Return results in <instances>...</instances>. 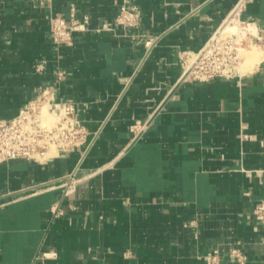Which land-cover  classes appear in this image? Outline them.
Here are the masks:
<instances>
[{
  "label": "crops",
  "instance_id": "obj_1",
  "mask_svg": "<svg viewBox=\"0 0 264 264\" xmlns=\"http://www.w3.org/2000/svg\"><path fill=\"white\" fill-rule=\"evenodd\" d=\"M239 0H133L137 27L115 25L122 0H0V117L48 85L76 104L87 142L46 162L0 165V264H264V63L241 76L181 81ZM89 15L73 44L50 17ZM241 17L264 35V0ZM262 60V59H261ZM65 77L60 79L58 72ZM150 119L133 140L131 125ZM76 173V190L60 186Z\"/></svg>",
  "mask_w": 264,
  "mask_h": 264
},
{
  "label": "built area",
  "instance_id": "obj_2",
  "mask_svg": "<svg viewBox=\"0 0 264 264\" xmlns=\"http://www.w3.org/2000/svg\"><path fill=\"white\" fill-rule=\"evenodd\" d=\"M246 3L247 0L237 2L199 51L181 52V81L204 82L217 77L241 76L245 73L241 65L246 52L255 45L261 49V62L264 63V35L257 33L250 22L241 17ZM140 17L141 12L133 0H122L115 19L105 23L102 28L111 30L115 25L125 29L134 28L139 25ZM89 21L90 16H80L77 5L72 3L68 17L58 12L52 13L50 38L56 45H71L75 32L85 28ZM58 77L64 78V72H58ZM56 93V86H45L35 98L22 106L16 116L0 117V165L17 158L46 162L87 142L88 130L76 118L75 102L69 100L61 104L56 101ZM150 125V119L135 120L131 125L133 140L142 138ZM78 183L75 172L68 174L60 184L65 196L72 194ZM253 216L264 224V200L255 206ZM230 257L239 264L248 260L239 243L230 248ZM202 258L204 264H224L219 248L207 250Z\"/></svg>",
  "mask_w": 264,
  "mask_h": 264
},
{
  "label": "bare ground",
  "instance_id": "obj_3",
  "mask_svg": "<svg viewBox=\"0 0 264 264\" xmlns=\"http://www.w3.org/2000/svg\"><path fill=\"white\" fill-rule=\"evenodd\" d=\"M229 27V26H228ZM255 47H258L257 45L253 46V48L249 51L246 52V56H245V59L243 60L242 62V65H241V69L243 72H248V71H251L255 68V66L261 62V52L256 50ZM248 57V58H247ZM248 59V60H247ZM246 60V61H245ZM248 64H251V70H249L250 68V65H249V68H248ZM247 66V68H246ZM254 66V67H253ZM253 67V68H252Z\"/></svg>",
  "mask_w": 264,
  "mask_h": 264
},
{
  "label": "rangeland",
  "instance_id": "obj_4",
  "mask_svg": "<svg viewBox=\"0 0 264 264\" xmlns=\"http://www.w3.org/2000/svg\"><path fill=\"white\" fill-rule=\"evenodd\" d=\"M256 48V50H258V51H260L261 52V49L259 48V47H255ZM248 58V57H247ZM261 59H262V52H261ZM248 60V59H247ZM246 61V60H245ZM247 65H248V68H249V65H250V68H249V70H251V64H248L247 63ZM254 67V66H253ZM252 67V68H253ZM246 68H247V66H246Z\"/></svg>",
  "mask_w": 264,
  "mask_h": 264
}]
</instances>
